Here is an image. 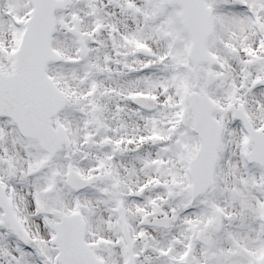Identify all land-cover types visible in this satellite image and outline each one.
I'll return each instance as SVG.
<instances>
[{"label": "snow or ice", "instance_id": "obj_1", "mask_svg": "<svg viewBox=\"0 0 264 264\" xmlns=\"http://www.w3.org/2000/svg\"><path fill=\"white\" fill-rule=\"evenodd\" d=\"M0 264H264V0H0Z\"/></svg>", "mask_w": 264, "mask_h": 264}]
</instances>
